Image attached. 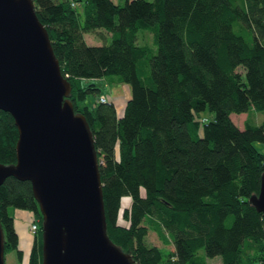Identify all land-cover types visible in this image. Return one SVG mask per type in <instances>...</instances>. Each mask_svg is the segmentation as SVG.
I'll return each instance as SVG.
<instances>
[{
	"label": "trees",
	"instance_id": "obj_1",
	"mask_svg": "<svg viewBox=\"0 0 264 264\" xmlns=\"http://www.w3.org/2000/svg\"><path fill=\"white\" fill-rule=\"evenodd\" d=\"M76 1L33 0L92 131L110 238L137 264H209L216 253L221 264H264V212L249 199L264 169L253 142L264 141V118L240 126L230 115L264 110V0H81L82 15ZM96 27L109 38L87 42ZM101 76L126 82L121 113L102 92L85 101L99 86L82 80ZM16 138L0 108V161L15 160ZM8 205L41 223L29 179L0 183L4 253L20 258ZM37 229L26 264L41 261ZM149 229L172 247L148 243Z\"/></svg>",
	"mask_w": 264,
	"mask_h": 264
},
{
	"label": "water",
	"instance_id": "obj_2",
	"mask_svg": "<svg viewBox=\"0 0 264 264\" xmlns=\"http://www.w3.org/2000/svg\"><path fill=\"white\" fill-rule=\"evenodd\" d=\"M70 89L33 0H0V108L17 127L15 160L0 161V183L9 174L30 180L41 212L40 264H137L106 231L97 150ZM249 199L264 212V169Z\"/></svg>",
	"mask_w": 264,
	"mask_h": 264
},
{
	"label": "rangeland",
	"instance_id": "obj_3",
	"mask_svg": "<svg viewBox=\"0 0 264 264\" xmlns=\"http://www.w3.org/2000/svg\"><path fill=\"white\" fill-rule=\"evenodd\" d=\"M120 3H122L124 0H116ZM76 8L78 9L80 15L83 13V1L79 0L76 1L75 4ZM83 37L87 42H102L105 41L109 38V35L107 31L102 29L101 27H96L94 29H89V30H84L83 31ZM140 39H146L150 40L151 39V32H142ZM150 38V39H149ZM87 80H93L95 81L96 85L99 86L98 91L91 92L89 91L86 96H85V101H90L93 98L97 96L99 92H104L106 93L110 98L111 93L112 94H117V98L115 100V104L117 106V109L120 108V106L123 105V99L127 96L128 94V86L126 82H118V83H111L107 78L101 76V77H88L82 80V83L86 82ZM114 84V86L112 85ZM112 85V87H110ZM112 88L113 91L110 89ZM106 95V96H107ZM112 96V95H111ZM211 110L203 109L200 111V114L204 115H211ZM231 117L236 122L238 125L242 126L243 121L245 117L250 115L252 121H259L262 118H264V110H256V111H240V112H231ZM202 119H204L203 116H201ZM254 144L256 147L264 151V141L254 139L253 140ZM117 151V149H116ZM130 196L128 194H123L121 196V206L120 210L124 205H127L129 203ZM8 210L13 216V225L15 230L17 231L18 235V240H17V246L21 248V257L17 258L15 249L11 248L8 249L4 253V263L5 264H26L27 256L29 253L30 246L32 244L33 236H34V231L30 228V222L34 218V213L30 208H23V207H18L14 205H8ZM38 217H36L37 219ZM38 224H40V220L37 219ZM39 229H37V232ZM41 233V232H40ZM39 234V233H37ZM146 240L148 243H156L159 244L160 246L162 245L164 248H171L172 244L170 242H162L159 237L156 235L155 231L152 229H149L147 234H146ZM207 261L209 264H221V257L219 253L207 256Z\"/></svg>",
	"mask_w": 264,
	"mask_h": 264
},
{
	"label": "built area",
	"instance_id": "obj_4",
	"mask_svg": "<svg viewBox=\"0 0 264 264\" xmlns=\"http://www.w3.org/2000/svg\"><path fill=\"white\" fill-rule=\"evenodd\" d=\"M72 3H73V1H72ZM99 98L100 99H107L108 97L106 96V94L101 93L99 95ZM37 226H38L37 219L36 218L35 219H32L31 222H30V228L32 229V231L35 232L37 230Z\"/></svg>",
	"mask_w": 264,
	"mask_h": 264
},
{
	"label": "crops",
	"instance_id": "obj_5",
	"mask_svg": "<svg viewBox=\"0 0 264 264\" xmlns=\"http://www.w3.org/2000/svg\"><path fill=\"white\" fill-rule=\"evenodd\" d=\"M113 86H114V84H112ZM112 85L110 86V87H112ZM111 91H113L112 90V88L110 89ZM102 93H104V92H102ZM129 93V92H128ZM106 94V93H105ZM107 95V94H106ZM112 95V96H111ZM111 95H110V98L111 99H113V101H114V103H115V100H116V98H117V94H112L111 93ZM128 95V94H127ZM107 97H109L108 95H107ZM127 97V96H126ZM125 97V98H126ZM125 98L123 99V105H124V101H125ZM123 105L122 106H120V108L119 109H117V106H116V104H115V108H116V111H117V113L119 114V113H121L122 112V109H123ZM34 237V236H33Z\"/></svg>",
	"mask_w": 264,
	"mask_h": 264
}]
</instances>
